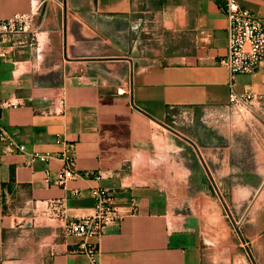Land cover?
Masks as SVG:
<instances>
[{
	"label": "crops",
	"instance_id": "0c3cea01",
	"mask_svg": "<svg viewBox=\"0 0 264 264\" xmlns=\"http://www.w3.org/2000/svg\"><path fill=\"white\" fill-rule=\"evenodd\" d=\"M238 2L264 23V0ZM17 12L38 30L33 45L29 34L0 39V264H90L83 241L98 264H203L219 192L264 240V59L235 77L254 98L240 114L218 64L220 0H0V20ZM207 120L212 137L242 136L245 155H220L218 140L203 155L176 125ZM65 142L77 171L103 177L52 184ZM94 186L111 192L120 220L100 236L65 233L52 202L68 218L90 215Z\"/></svg>",
	"mask_w": 264,
	"mask_h": 264
},
{
	"label": "built area",
	"instance_id": "2783aa9c",
	"mask_svg": "<svg viewBox=\"0 0 264 264\" xmlns=\"http://www.w3.org/2000/svg\"><path fill=\"white\" fill-rule=\"evenodd\" d=\"M221 9L225 15L226 25V52L218 59V64L226 68L228 73L227 85L229 87L228 104L236 112L244 114L253 104V94L249 90L239 92L235 88V77L238 74H248L256 71L260 62L264 59V23L262 19L241 6L238 0H220ZM38 27L33 26L32 16L28 13H14L7 19L0 20V39L7 41L17 39L25 34L30 35L31 42L36 38ZM7 133L0 130V140H6ZM17 150L23 151V145H15ZM52 155L43 154L34 157L40 160H48ZM62 166L56 173L52 184L64 185L68 180L80 177H92L100 179L103 174L100 171H77L76 156L72 143H64V149L60 153ZM74 194L79 191L74 190ZM94 198L93 213L76 219L68 218L63 209L61 200H54L52 207L58 217L64 222V231L82 238L88 236H100L106 225L120 220V214L111 202V192L104 187L94 186L89 189ZM134 204V203H133ZM87 255L90 264H98L99 248L90 243L81 242L78 249Z\"/></svg>",
	"mask_w": 264,
	"mask_h": 264
},
{
	"label": "rangeland",
	"instance_id": "374dc122",
	"mask_svg": "<svg viewBox=\"0 0 264 264\" xmlns=\"http://www.w3.org/2000/svg\"><path fill=\"white\" fill-rule=\"evenodd\" d=\"M181 122H177L178 128L184 129L194 137L197 136L198 140L202 141L203 155H215L217 151L215 140H218L220 155H245L242 136L233 138L229 142L227 136L224 135H220V138L212 137L211 121L209 120L200 129L194 127L191 129L190 126L182 125ZM190 148L192 149V147ZM199 152L201 151L199 150ZM217 194L220 198V222L214 226L211 223L205 224V259L203 264L264 263V240L260 239L259 225L238 221L239 213L237 214V208L233 206V203L227 200V193L219 192ZM213 227L214 230H212Z\"/></svg>",
	"mask_w": 264,
	"mask_h": 264
}]
</instances>
